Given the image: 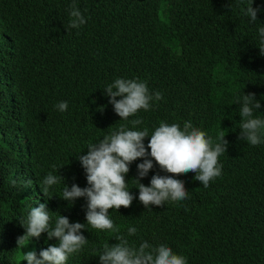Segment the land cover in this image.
<instances>
[{"label": "trees", "instance_id": "trees-1", "mask_svg": "<svg viewBox=\"0 0 264 264\" xmlns=\"http://www.w3.org/2000/svg\"><path fill=\"white\" fill-rule=\"evenodd\" d=\"M73 2L0 0V264H27L24 252L58 243L45 232L17 245L31 207L46 203L53 226L60 214L87 223L86 199L60 196L64 183L88 186L78 156L89 144L121 125L151 134L161 122L186 121L214 143L226 133L221 175L208 187L195 173L177 176L187 198L145 208L135 187L144 158H137L125 176L135 199L109 217L130 245L165 244L188 264H264V143L239 139L237 102L255 93L254 115L264 118V0H253L255 22L244 11L251 0H75L86 23L70 28ZM117 78L146 82L163 98L120 119L104 91ZM62 101L64 112L56 107ZM153 165L140 178L146 186L154 174L170 175ZM49 172L64 183L44 194ZM81 232L88 242L66 264H100L103 245L117 242L110 230L86 224Z\"/></svg>", "mask_w": 264, "mask_h": 264}, {"label": "clouds", "instance_id": "clouds-1", "mask_svg": "<svg viewBox=\"0 0 264 264\" xmlns=\"http://www.w3.org/2000/svg\"><path fill=\"white\" fill-rule=\"evenodd\" d=\"M252 4L253 0L244 11L245 15L255 22L260 9L254 8ZM69 15L70 28H80L86 23V18L75 0ZM258 31L259 48L264 55V27ZM104 91L110 97L109 102L113 105L115 113L123 120H128L141 109L149 111L154 100L163 98L160 92L152 94L146 82L136 79L117 78ZM237 102L241 104L239 115L242 118L239 139L253 146L264 143V118L254 115V112L261 108L255 93H244ZM56 107L64 112L68 103L62 101ZM131 124L135 128L142 124V120L133 119ZM225 135V132L218 133L214 143L205 131L193 127L190 121L184 122L182 128L178 123L161 122L151 134L147 128L132 130L126 125H121L118 131L104 136L99 143L89 144L87 153L78 156L85 170L88 186L82 188L74 183L69 188L64 183V177L49 172L42 181V191L47 194L50 187L63 182L65 187L61 198L69 203H74L81 197L86 199V224L92 229L110 230L114 234L117 242L103 245L104 250L99 255L100 264H188L183 255L175 253L165 244L153 247L144 241L138 247L130 245L109 217V210H119L121 206L130 207L135 199L125 176L130 171L129 165L137 158H144L143 162L137 165L138 177L135 179L138 183L135 187L139 189L138 198L145 208L152 205L162 206L168 200L181 201L187 198L184 181L176 178L182 174L195 173L194 179L208 187L210 181L222 173L219 157L227 152L229 143ZM149 136L146 149L144 139ZM149 156L160 169L170 175L154 174L150 185L146 186L140 182V178L147 176L154 166L153 159H149ZM51 220L46 203L31 207L26 223H21L25 232L17 238V245H21L25 239L39 238L45 232L49 240L56 238L58 243L42 249L39 255L35 250L24 252L22 261L27 264H66L71 255L80 252L87 244L88 239L81 232L86 228V224L70 223L69 218L61 214L56 217L54 226ZM136 232L134 226L127 229L129 236L135 235Z\"/></svg>", "mask_w": 264, "mask_h": 264}]
</instances>
